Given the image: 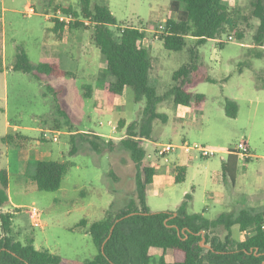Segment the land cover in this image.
Returning a JSON list of instances; mask_svg holds the SVG:
<instances>
[{"label": "rangeland", "instance_id": "rangeland-1", "mask_svg": "<svg viewBox=\"0 0 264 264\" xmlns=\"http://www.w3.org/2000/svg\"><path fill=\"white\" fill-rule=\"evenodd\" d=\"M170 2L92 0V7L108 5L119 22L148 28L147 35L155 38L163 31L162 19L175 15ZM240 3L236 7L240 11L236 23L243 38L228 28L217 40L208 41L199 49L200 72L209 78L202 79L194 89L205 94L201 108L196 109L193 103L185 106L182 110L186 114L180 118L179 106L167 98L157 107L163 117L153 121L151 137L140 141L146 150L145 165L156 168V180L148 185L147 203L152 211L177 210L187 193L191 195L187 212L204 211L208 219L250 207L247 191L239 181L235 185L229 177L220 181L223 158L230 148L242 142L248 143L251 159L240 162L238 177L245 178L250 191L263 192L259 197L264 201V48L255 40L259 21L252 15L250 0ZM61 6L80 12L81 0H0V48L4 55V70L0 73V171L7 172L10 198L0 213L15 214L12 233L16 239L25 242L31 236L37 248L59 255V264H83L98 253L88 231L90 225L103 219L111 209L118 212L137 203V168L120 140L126 136L129 124L144 120L146 102H135L133 91L127 88L123 95L114 98L113 104H107L105 83L113 77L102 78L106 62L93 40V28L73 32L68 28L59 37L52 28ZM29 7L34 12L29 13ZM78 19L84 20L82 16ZM63 38L70 42L65 45ZM192 40L180 51L168 50L163 41L157 40L152 51L157 56L152 78L159 94L170 88L173 72L190 59L188 48L193 45ZM19 51L25 52L34 65L57 62L76 76H38L15 71L11 65ZM87 84L93 87V97L85 96ZM227 100L237 103L236 117L226 115ZM60 105L67 117L60 114ZM122 119L125 125L120 127ZM44 131L49 137H44ZM16 132L31 137L21 141L25 147L3 140L8 133ZM55 135L57 140H53ZM91 139L99 142V151ZM72 141L77 145L73 155ZM184 142L194 147L190 153L181 148L160 152L169 143L180 146ZM200 148L216 153L204 157ZM30 152L33 156L70 162L58 190L41 191L29 178L38 160H28ZM187 158L185 181L173 183L174 165ZM222 186L237 192L235 207L216 201ZM33 206L41 212L42 226L31 222L28 210ZM259 207L264 209V204ZM83 219L86 224H79ZM232 230L237 240L246 235L237 224ZM213 232L224 238L226 229L219 226ZM3 235L0 221V239Z\"/></svg>", "mask_w": 264, "mask_h": 264}, {"label": "trees", "instance_id": "trees-1", "mask_svg": "<svg viewBox=\"0 0 264 264\" xmlns=\"http://www.w3.org/2000/svg\"><path fill=\"white\" fill-rule=\"evenodd\" d=\"M252 15L259 19L255 40L264 42V0H251ZM171 10L176 18H168L164 29L158 38L164 42L168 50L180 51L193 39V45L188 48L190 59L184 62L172 74L173 84L164 93L159 94L153 83V61L149 49L143 40L146 31L143 27L131 23L119 22L108 5L95 4L92 0H81L80 12L71 8L60 7L64 14L73 16V20L66 23L58 17L54 18V31L59 37L66 28H93V40L99 47L106 67L102 78L112 76L111 82L105 83V95L108 105L113 104L114 98L123 95L127 88L133 91L135 102L145 100L143 109L145 115L141 123L132 122L127 127L126 136L120 142L130 151L135 162L137 203L130 204L125 209L114 212L112 209L106 216L93 222L89 227L98 253L92 260L83 264H151L150 250L159 247L164 250L173 249V264H264V209L253 207L242 208L235 212L221 213L215 219H208L203 213H188L187 207L190 194L175 211H152L147 203L148 185L155 180V166H147L144 161L146 150L140 141L150 138L153 121L161 118L157 111L159 103L171 97L176 105L201 108L205 101V94L195 93L202 79H209L200 72L199 49L209 39L219 38L228 28L233 29L239 39L243 34L238 31L236 19L240 17L238 9L230 8L223 0H171ZM82 16L84 20L78 18ZM245 18L246 16H242ZM246 19V18H245ZM2 39V24H0V40ZM4 55L0 48V73L4 70ZM11 68L28 74L51 75L56 77H72L75 73L64 70L57 62H41L32 64L25 52L19 51ZM85 96H92L91 85H84ZM60 93V91H56ZM59 112L67 117V112L60 105ZM225 112L229 117H236L238 105L235 101L225 102ZM125 121H120V127ZM57 126L56 129H59ZM30 137L16 132L8 133L3 140L25 147L22 140ZM94 148L99 151V142L91 139ZM21 143V144H20ZM73 146L70 154L77 153V145ZM239 157L232 148L229 149L223 162V174L235 181L238 170ZM35 172L29 176L41 191H55L61 187L63 177L67 173L70 162L64 160H35ZM175 183L185 181L186 165H175ZM8 176L5 170L0 171V208L9 202ZM15 214L1 212L0 221L4 235L0 239V264H59L62 258L48 249H39L34 239L27 237L25 242L13 235ZM120 219L119 221H117ZM79 224H86L83 219ZM239 225L242 232H246L243 239H235L233 226ZM114 226L113 230L112 227ZM223 226L226 234L222 238L213 229ZM180 231V232H179ZM203 237L210 248L204 247ZM159 264H168L164 258Z\"/></svg>", "mask_w": 264, "mask_h": 264}, {"label": "crops", "instance_id": "crops-1", "mask_svg": "<svg viewBox=\"0 0 264 264\" xmlns=\"http://www.w3.org/2000/svg\"><path fill=\"white\" fill-rule=\"evenodd\" d=\"M223 2L224 3H226L230 8H232V9H237L236 7H239V6H241V0H223ZM250 4H251V0H250ZM111 9V8H110ZM113 12V11H112ZM173 13H175V12H173ZM115 15V14H114ZM176 16H177V14L175 13V15H169V16H165L162 20H164L165 22H166V20L168 19V18H176ZM258 19V18H257ZM258 21H259V19H258ZM259 23H260V21H259ZM54 27V26H53ZM53 29V28H52ZM68 28H66L65 29V31L63 32V35L66 33V30H67ZM74 30H76V29H72V30H69V31H74ZM53 31H54V29H53ZM145 31H146V36H145V38H144V40H143V44H144V46H146L148 49H149V51H150V53H151V55H152V57L153 58H157V56H155V55H153L152 54V51L156 48V46H157V40H160V39H158V36H156L155 38H153V37H151V36H148L147 35V31H149V29L147 28V29H145ZM55 32V31H54ZM62 35V36H63ZM213 40H217V39H209L208 41H213ZM162 41V40H161ZM207 41V42H208ZM66 42L67 43H69L70 42V39L68 38V40H67V38H63L62 39V43H64L65 45H66ZM206 42V43H207ZM164 43V42H163ZM205 43V44H206ZM63 44V45H64ZM204 44V45H205ZM53 46H55L56 47V45H55V42H53ZM260 47L261 48H264V42H262V43H260ZM68 71V70H67ZM70 72H72V71H70ZM74 73V72H73ZM92 87V86H91ZM93 87H92V96L91 97H93L94 95H93ZM194 92H195V90H194ZM125 93V92H124ZM196 93V92H195ZM179 106V110H178V112H177V115L180 117V118H184V114H186V112L184 111V110H182L183 109V107H185V106H181V105H178ZM189 107V106H188ZM187 106H186V108H188ZM113 128V127H112ZM83 131V130H82ZM77 131H70V133L71 134H73V133H76ZM69 133V134H70ZM24 134V133H23ZM26 135V134H25ZM28 136V135H27ZM30 137V136H29ZM31 138V137H30ZM183 141H185V140H183ZM228 153H229V150H228ZM251 154V153H250ZM228 155V154H227ZM50 158V157H49ZM49 158H45V157H38V156H33L32 155V152H30V156L28 157V160H32V159H39V160H48ZM226 158H227V156L225 157V158H223V162L226 160ZM249 159H251V157L250 158H248V159H241V158H239V163H238V170H237V174H236V178H235V181L233 182L232 180V183H233V185H235L238 181H239V184L244 188V190H246L247 191V194H248V204L250 205V207H253V208H256V209H259V210H262V209H260V207H259V205H261V204H264V201L263 200H260V195L263 193V192H261L260 190H254V191H250V189H248L247 188V185H246V182L247 181H245V178L244 177H242V178H239L238 177V174H239V165H240V162H242V161H245V160H247V161H249ZM27 160V161H28ZM223 162H222V165H223ZM175 165H186L187 166V172H188V166H189V159L187 158V159H183L181 162H178L177 164H175ZM174 165V166H175ZM244 175H245V173H244ZM186 176H187V174H186ZM174 178H175V171H174V175H173V183H175V181H174ZM226 176H224V174H223V169H222V176H221V178H220V181H224V179L226 180ZM228 179H230V178H228ZM156 180V179H155ZM155 180H154V182H155ZM153 182V183H154ZM153 183H151V184H153ZM232 190V191H231ZM250 191V192H249ZM232 193V194H231ZM237 192H235V191H233V189H229V187L227 188V189H225V187L224 186H222L221 187V189H220V191L217 193V196H216V201H218V202H220L221 204H223V205H232V206H236L237 205V203H236V205H235V202H236V198H234L235 197V194H236ZM188 194V193H187ZM234 194V195H233ZM257 196L256 197V199L255 200H251V199H253V197L254 196ZM252 202H251V201ZM234 207H232V208H234ZM202 213H204V211L202 212ZM243 233H246L245 231L243 232ZM245 237V236H244ZM244 237H242L241 239H243ZM150 254H151V256H152V262H151V264H159V261L162 259V258H164V260H165V262L166 263H168V264H173L174 263V260H175V257H174V251H173V249H166V250H164V249H162V248H159V247H153V248H151V250H150Z\"/></svg>", "mask_w": 264, "mask_h": 264}, {"label": "built area", "instance_id": "built-area-1", "mask_svg": "<svg viewBox=\"0 0 264 264\" xmlns=\"http://www.w3.org/2000/svg\"><path fill=\"white\" fill-rule=\"evenodd\" d=\"M28 12L29 13L34 12V9L32 7H29L28 8ZM57 17L60 20L66 22V23H69L71 20H73V16L72 15L64 14L60 10H59V14H58ZM160 28L164 29V25H161ZM233 38H234L233 35L229 36L230 40H233ZM112 127H113L114 130L117 128V126H115V125L112 126ZM43 135L46 138L49 137L47 131H44ZM57 139H58V137L55 135L53 137V140H57ZM178 148H181L183 150V152H185V153H190L194 149V147L191 146L190 144H188L187 142L182 143V145H180V146L174 145L172 143H169V144L165 145L164 148L162 149V151H160V152L161 153H168V152H171V151H175ZM232 150L241 159H246V158H250L251 157V154L249 152V146H248L247 142H242V143L236 145L235 147L232 148ZM200 151H201V153H202V155L204 157H209V156H212V155H214L216 153L215 150L206 149V148H200ZM28 212H29V216L31 218L32 224L34 226H42V223H41V212L39 211V209L36 206H33L30 210H28Z\"/></svg>", "mask_w": 264, "mask_h": 264}, {"label": "water", "instance_id": "water-1", "mask_svg": "<svg viewBox=\"0 0 264 264\" xmlns=\"http://www.w3.org/2000/svg\"><path fill=\"white\" fill-rule=\"evenodd\" d=\"M120 219H118L117 221H119ZM114 226L112 227V230H113ZM180 232V231H179ZM201 244L204 246V247H207V248H210V244L209 243H206V238L203 237L202 239V242Z\"/></svg>", "mask_w": 264, "mask_h": 264}]
</instances>
